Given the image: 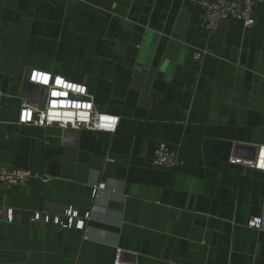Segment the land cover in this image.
Masks as SVG:
<instances>
[{
	"label": "crops",
	"instance_id": "1",
	"mask_svg": "<svg viewBox=\"0 0 264 264\" xmlns=\"http://www.w3.org/2000/svg\"><path fill=\"white\" fill-rule=\"evenodd\" d=\"M201 2L0 0V165L32 175L0 183V264H264V172L230 163L264 146V3L210 33ZM33 69L86 85L116 131L19 125ZM69 209L82 230L44 221Z\"/></svg>",
	"mask_w": 264,
	"mask_h": 264
},
{
	"label": "built area",
	"instance_id": "2",
	"mask_svg": "<svg viewBox=\"0 0 264 264\" xmlns=\"http://www.w3.org/2000/svg\"><path fill=\"white\" fill-rule=\"evenodd\" d=\"M257 3H264V0H202L201 7L204 14V25L208 32L214 33L219 25L228 19H233L240 21L243 23L245 27H252L255 23L254 20V6ZM251 21V22H250ZM201 57L200 53H193V59L199 60ZM34 74L36 78L34 79ZM42 76L50 77L48 83H44L41 79ZM26 82L28 84L38 86L43 89L44 94L41 101H23L19 116H18V124L24 126H33V127H57L62 130H88L93 132H107L114 133L110 131H104L101 127H99L97 120L99 116V112L94 107V102L92 96H89V91L86 85L82 83H78L83 86L86 91L75 93L70 92L64 96H56L52 97L49 94L48 89L53 86L54 76L51 73L33 69L29 71L28 76L26 78ZM57 90H63L59 87ZM53 102L56 103V107H53ZM80 104L91 105V107H81L80 111H86L89 113V118L87 121L79 122V127H73L71 124H65L63 119H52L51 121L44 119L41 120L39 115L40 111L45 109V106L49 109L50 113H60L67 110H74L73 105ZM118 126V124H117ZM116 126V128H117ZM176 157L175 154L170 151L164 144L158 145L155 150L153 157V165L155 167L172 169L176 166ZM231 164L235 165H243L254 169L256 171L264 172V146L256 147L255 156L253 159L244 161L237 158L230 159ZM32 175L25 170H8L2 165H0V183L8 185V186H23L28 183L31 179ZM105 190V185L100 184L93 189L92 196L95 198L99 192ZM75 213L69 209L65 215V221H61L59 218L55 217L54 219H50V217L45 216L44 221L48 223L52 221L56 225L64 229L75 228L82 230L84 228V223L86 220L91 218L89 212L85 213L82 219H76ZM35 220L39 219V216L36 215L34 217ZM8 220H11V215L9 214ZM261 225L260 219H252L248 223V227L259 229ZM113 264H124L120 260V251L116 253Z\"/></svg>",
	"mask_w": 264,
	"mask_h": 264
},
{
	"label": "clouds",
	"instance_id": "3",
	"mask_svg": "<svg viewBox=\"0 0 264 264\" xmlns=\"http://www.w3.org/2000/svg\"><path fill=\"white\" fill-rule=\"evenodd\" d=\"M53 76H54L53 86L48 89L49 94L52 97L64 96L66 94H69L70 92L80 93L81 89H83V92L86 91V89L83 86L79 85L75 81L69 80L67 77H63L55 73L53 74ZM41 79L43 80L44 77L42 76ZM58 87L63 90H57ZM88 95L91 96L90 93ZM53 107L55 108L56 106H53ZM81 107H85V105L82 106L80 104H76V105H73L74 110H67V111H63L60 113H55V112L50 113L47 106H45V109L40 111L39 115L41 117V120L47 119L51 121L54 118L55 119L62 118L65 124H71L73 127H79L80 126L79 122L87 121L89 118V113H87L86 111L79 110L81 109ZM102 117L105 118L103 120V123L106 126L104 127L100 126L102 123L101 121ZM119 119L120 117L118 116H114L107 112H104V113L99 114L97 123L99 127H101L104 131L114 132L119 122Z\"/></svg>",
	"mask_w": 264,
	"mask_h": 264
},
{
	"label": "water",
	"instance_id": "4",
	"mask_svg": "<svg viewBox=\"0 0 264 264\" xmlns=\"http://www.w3.org/2000/svg\"><path fill=\"white\" fill-rule=\"evenodd\" d=\"M25 90L26 91H32L34 93H39V95L41 96L40 98V101L42 100V97H43V94H44V91L42 88L38 87V86H34V85H31V84H26L25 85Z\"/></svg>",
	"mask_w": 264,
	"mask_h": 264
},
{
	"label": "snow or ice",
	"instance_id": "5",
	"mask_svg": "<svg viewBox=\"0 0 264 264\" xmlns=\"http://www.w3.org/2000/svg\"><path fill=\"white\" fill-rule=\"evenodd\" d=\"M44 77V79H43V82L44 83H48V80H49V77L48 76H43ZM34 79L36 78V75L34 74V77H33ZM81 92H83V89H81ZM54 95H56V94H54ZM53 106H56V103L55 102H53ZM85 107H91V105H85ZM105 118H101V121H102V123H101V127H104V126H106L104 123H103V120H104ZM261 166H264V165H261Z\"/></svg>",
	"mask_w": 264,
	"mask_h": 264
}]
</instances>
